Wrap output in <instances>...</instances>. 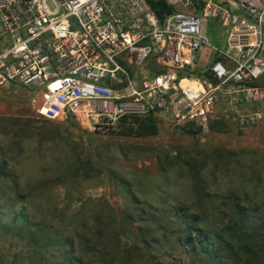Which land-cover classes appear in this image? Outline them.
Returning <instances> with one entry per match:
<instances>
[{
	"label": "rangeland",
	"instance_id": "374dc122",
	"mask_svg": "<svg viewBox=\"0 0 264 264\" xmlns=\"http://www.w3.org/2000/svg\"><path fill=\"white\" fill-rule=\"evenodd\" d=\"M204 34L222 47L223 30ZM208 53L188 75L210 68ZM139 71L151 81L160 67ZM16 91L0 95V264H215L185 248L192 220L225 227L231 200L264 203V119L240 127L223 105L203 130L157 108L101 135L39 116Z\"/></svg>",
	"mask_w": 264,
	"mask_h": 264
},
{
	"label": "built area",
	"instance_id": "2783aa9c",
	"mask_svg": "<svg viewBox=\"0 0 264 264\" xmlns=\"http://www.w3.org/2000/svg\"><path fill=\"white\" fill-rule=\"evenodd\" d=\"M159 20L147 0H0V90H29L35 112L73 117L101 135L125 115L171 110L203 130L224 105L240 127L264 119V0H164ZM224 31L222 47L206 23ZM211 80L190 75L203 51ZM148 61L160 71L140 80ZM187 82V86L182 83Z\"/></svg>",
	"mask_w": 264,
	"mask_h": 264
},
{
	"label": "trees",
	"instance_id": "16d2710c",
	"mask_svg": "<svg viewBox=\"0 0 264 264\" xmlns=\"http://www.w3.org/2000/svg\"><path fill=\"white\" fill-rule=\"evenodd\" d=\"M147 2L159 20L170 12V7L164 0H147ZM193 2L197 10L202 8L201 1L196 3V0H193ZM199 77L212 79L209 69L202 71ZM136 117L138 115H125L120 122L125 124L127 118ZM139 129L143 132L155 131L151 124L140 126ZM227 206H230L231 216H229L230 223L225 227L219 222L205 227L201 225L199 218L195 217L189 224L190 231L187 233L185 248L193 246L190 254L201 255L215 264H264V203L245 206L236 200H231ZM18 219L26 220L23 216H19ZM74 259L63 264L78 263Z\"/></svg>",
	"mask_w": 264,
	"mask_h": 264
},
{
	"label": "crops",
	"instance_id": "0c3cea01",
	"mask_svg": "<svg viewBox=\"0 0 264 264\" xmlns=\"http://www.w3.org/2000/svg\"><path fill=\"white\" fill-rule=\"evenodd\" d=\"M201 59V58H200ZM17 89H19V87H16V86H13L12 88H10V89H8V90H10V91H7V90H1L0 91V95L1 94H4V93H9V92H13V93H18V91H16ZM13 93H11V94H13Z\"/></svg>",
	"mask_w": 264,
	"mask_h": 264
},
{
	"label": "bare ground",
	"instance_id": "6f19581e",
	"mask_svg": "<svg viewBox=\"0 0 264 264\" xmlns=\"http://www.w3.org/2000/svg\"><path fill=\"white\" fill-rule=\"evenodd\" d=\"M182 85H183V86H187L188 83H187V82H183Z\"/></svg>",
	"mask_w": 264,
	"mask_h": 264
}]
</instances>
